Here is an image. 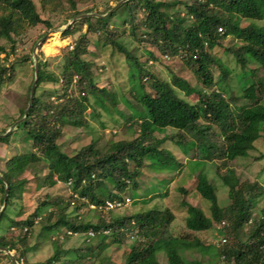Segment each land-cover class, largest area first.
Segmentation results:
<instances>
[{
    "label": "trees",
    "instance_id": "trees-1",
    "mask_svg": "<svg viewBox=\"0 0 264 264\" xmlns=\"http://www.w3.org/2000/svg\"><path fill=\"white\" fill-rule=\"evenodd\" d=\"M61 1L39 0V3L43 10H50L59 6ZM77 1L87 0H64L70 10L63 22L72 15L91 10H78ZM109 9L108 4L97 12L102 14ZM139 13L142 14L141 20L137 18ZM117 17L118 22L112 24ZM93 19L99 23V30ZM262 20L264 0H127L104 17L74 20L61 32L63 37H73L72 42L63 47L65 57L61 77L47 76L40 54L38 80L27 116L11 134L0 137V142H8L14 132L21 131L34 149L12 156L6 161L5 169L0 170L8 183L5 206L0 213V228L5 227V231L8 227L11 230L21 228L24 230L21 236L35 240L33 244L19 245L18 236H6L3 232L0 233V246L14 250L19 264H30L28 251L44 242L46 234H49L52 253L41 264H65V261L80 264L82 260L89 264H202L197 259H187L180 253L183 249H195L204 255L208 253L224 264H264V208L255 211L260 199H264V185L257 180H241L233 169H227L221 176L223 184L228 187L229 203L224 206L218 202L215 188L203 170L195 173L193 190L184 185L177 187L178 194L189 196L195 191L206 199L209 214L182 199L180 205L186 211L183 218L185 229L175 235L162 237L163 230L176 219L175 211L168 205L154 204L121 215H112V209H98L95 221L86 219V216H73L88 204L103 207L107 201L115 199L122 203L126 197L132 200L130 195L123 193L127 189L139 188V178L144 170L154 173L150 181L155 189L151 195L144 192L142 202H147V196L169 197V188L159 184L172 181L176 172L181 174L185 164L165 146L168 140L184 153L193 151V158L205 163L214 159L232 161L248 155L254 142L264 134V76L259 74L260 68L264 67V25L256 23ZM245 21L248 23H243ZM37 25H44L46 29L53 26L41 16L33 0H0V54L4 55L0 58V87L14 80L18 64L15 62L22 63L29 57V54H22L15 61L9 60L16 54L25 33ZM89 33H98L101 50L107 48L109 51L103 64L85 58L90 52ZM228 36L231 39L223 46L225 53L241 69L236 74V78L242 80L239 91H232L231 85L227 84L226 79L231 73L227 67L220 71L218 80H214L211 66L216 63V56L205 47V41L210 44V49L222 46ZM138 51L142 52L141 56ZM114 53L123 57L122 62L130 72L129 78L135 79L140 87L139 91L134 87L128 89L133 93L137 107L129 105L122 88L99 86L93 78V70L115 65L110 59ZM165 55L178 56L193 72L195 84L174 71L170 80L155 77L150 63L164 59ZM144 79L151 82L150 86L143 82ZM58 81L61 90H45L47 96L39 92L43 83ZM71 87L73 92L69 91ZM28 92L18 120L27 107ZM53 95L56 101L51 100ZM191 95L195 100L188 99ZM122 100L133 112L125 113L118 108ZM98 108L121 115L122 123L117 118L115 125L126 126L135 136L110 142L103 152L94 147L93 140L74 154L61 151L57 139L62 127L67 122L86 124L85 111L91 109L99 116ZM168 128L175 131L168 134ZM1 132L4 133L5 129ZM40 162L45 164L47 174L42 181L35 183L36 190L61 185L68 191L65 183L71 180V192L41 194L44 197L35 208L25 217L17 218L21 212L15 211L16 203L23 200L25 193L22 174L29 166ZM54 176L62 183L57 184ZM4 192L5 185L0 179V206ZM107 211L110 216L106 219L104 212ZM246 225L248 229L244 231ZM91 229L95 231L93 236L89 234ZM207 231L210 234L216 231L226 242L203 243L201 233ZM74 234L85 235L84 244L64 248L63 243ZM111 246L122 248V262L107 255ZM210 247L215 251H210ZM3 259L7 264H13L0 250V264Z\"/></svg>",
    "mask_w": 264,
    "mask_h": 264
},
{
    "label": "rangeland",
    "instance_id": "rangeland-1",
    "mask_svg": "<svg viewBox=\"0 0 264 264\" xmlns=\"http://www.w3.org/2000/svg\"><path fill=\"white\" fill-rule=\"evenodd\" d=\"M36 5V9L40 12L41 16L45 19H48L52 23V28L46 29L44 25H37L35 27L30 28L25 34V37L21 43L17 46V51L15 55H11L9 60L15 61V59L19 58V55L22 54H29V57L21 62H15L17 64L16 73L14 80L7 81L2 84L0 87V134L2 133L1 130L5 129V132L14 125L15 122L18 121L20 116V108L23 107L25 103L26 94L28 92L29 86H31L34 77V65H33V51L36 52V57L38 60V56L41 54L43 60L45 62L44 70L48 76H52L53 74L57 77L60 76V69L64 62V54L65 51L63 47L70 44L73 40L72 36L63 37L61 35V31L51 32L35 49V45L39 42L40 38H42L45 34L50 32L52 29L61 27L65 25L74 15L67 18L66 22H63V19L67 16L70 9L67 7V2L64 0L61 1L60 5L52 8L50 10H43L39 0H33ZM118 1V0H117ZM116 0H87V1H77L76 8L78 10H85L87 8H91L88 12H94L97 14V11H101L104 9L106 5H110V8L117 2ZM62 7V8H61ZM47 9L50 6L46 7ZM82 12V13H88ZM107 12V11H106ZM105 12V13H106ZM81 13V14H82ZM104 14V13H102ZM94 17V16H93ZM121 19L123 18V14H121ZM139 20L142 19V14L139 13L138 17ZM116 19V18H115ZM117 20H112L111 23H117ZM93 22L96 23L97 29H100L99 23L93 19ZM74 22V21H73ZM243 23H248L247 21ZM258 24L264 25V20L256 21ZM86 27H83V31ZM139 36V35H138ZM88 37L90 39L89 43V50L90 52L85 55V58H93L95 59L97 64H103L106 62L107 56H109V51L107 48L101 50V41L99 39L98 33H89ZM231 39L228 36L226 39L223 40L222 46H215L210 49V44L205 41V47L210 50L211 54L216 56V63L211 66V70L213 71L214 80H218V75L220 71L227 67L231 70V73L228 75L226 82L230 84L232 87V91H236L241 88L242 80L236 78V74L240 73V68L235 65L234 60L232 57L225 53L224 46L226 45L229 40ZM132 45V44H131ZM146 47L151 48L147 43L144 42ZM133 48V45L131 46ZM154 49V48H153ZM51 52V53H50ZM139 56L142 55L141 51L137 52ZM3 54H0V58H3ZM30 58V59H29ZM161 58V57H160ZM111 60L115 61L114 66L108 65V67L103 69H95L93 70V78L95 82L99 85H105L109 87H113L118 89L122 88V92H124L126 96V100L128 101L131 107H137V101L133 95V93L128 92L130 87L136 88V90H140L138 83H136L135 79H131L130 72L125 63H123V57L119 56L117 53L112 54ZM251 67H254V64H250ZM226 68V69H227ZM150 70L154 74L155 77L158 79H165L170 80L173 71L189 80L190 83L195 84L196 80L194 77L193 72L187 68L182 60L179 57H172L169 56L168 58L160 59V61H156L150 63ZM259 74L264 76V67L260 68ZM143 82L150 86L149 80H143ZM44 84V85H43ZM39 92L43 93L47 96V91L52 88H57L61 90L60 82L52 83L46 82L43 83ZM30 89V88H29ZM44 90V91H43ZM69 91L73 92L74 88L71 87ZM30 92V91H29ZM28 92V94H29ZM150 93L153 94V91L150 90ZM180 96H184L182 93H179ZM51 100L56 101V96L53 95L50 97ZM188 99L195 100V96L191 95ZM118 108L123 112H133V110H129L126 106L125 101H120L118 104ZM97 111L100 113L99 116H96L91 109H87L85 112L87 114V123L83 125L79 124H71L67 122V125L62 127L61 134L59 135L57 142L61 151L66 152L68 154H74L77 150L86 144H88L91 140L94 141V147L99 149L100 151H104L109 147L110 142L118 141V140H129L135 136V133L127 128L124 125H115L114 121L118 118L122 123L121 115L117 113L110 114L108 112L103 111L102 109L98 108ZM135 111V110H134ZM104 123V127L102 123ZM124 122V121H123ZM14 130V128H13ZM10 131L9 134L13 132ZM175 130L172 128L167 129V133L170 134ZM24 134L21 131L14 132L11 135V138L8 142H0V170L5 169L6 161L14 155L26 152V151H34L32 148L31 142L28 141L26 138H23ZM159 137H163L162 134L158 135ZM165 146L169 148L172 153L176 156V158L183 162L185 165L181 169V174L177 175L173 178L170 182H160L159 185L161 187L169 188L170 195L169 197H151L147 196V202L143 203L141 195L145 192V195H151L154 193L152 190L155 189L152 186V182L150 178L154 177V173L148 170L143 171V175L139 178L140 186L138 189H127L123 194L125 196L130 195L132 198V202L128 205H124L121 208L112 209L110 212L112 215H121V214H130L136 212L140 209H147L154 204H158L162 207L165 205L170 206L176 213V219L172 222V224L167 228L164 229L162 232V237H166L171 234H177L185 229L184 224V216L186 215V211L184 208L181 207L180 202L182 199L190 202L191 204L197 205L206 213L209 214V202L202 198L197 192L192 191L189 196L186 194H178L177 187L184 185L189 190H193L194 188V175L200 170H203L207 176L209 182L215 188V191L218 196V202L220 205L224 206L229 203L228 199V187L225 186L221 180V176L226 173L227 169H233L237 175L240 177L241 180H257L264 185V134L262 137L257 139L254 142V148L248 152L247 156L239 157L232 161H223L214 159L213 162L208 161L207 163L202 162L199 159H194V152H182L173 143V141L168 140L165 143ZM47 174L46 166L43 162L38 163L34 166H29L28 169L22 174V179H25V193L23 195V200H18L17 206L15 211L21 212V214L14 213V216L17 218L25 217L29 214L35 206L38 204L40 200L43 199V195L45 193L52 194H65L68 191L71 192V189L68 191L63 189L61 185H56L55 187H45L40 188L39 190L35 189V183L37 181H42ZM171 176V175H169ZM39 177V178H38ZM56 177V176H54ZM38 178V179H37ZM168 184V185H167ZM107 187L111 189V185L107 183ZM1 196V193H0ZM151 197V199H150ZM2 206V205H1ZM0 206V207H1ZM23 208H20V207ZM264 208V199H260L258 202V207L255 211L261 210ZM51 209V208H49ZM98 209H93L85 207L80 211L79 214H73V216L78 215L77 217L80 218L81 216H86V219L92 218V220H96V215ZM14 211V212H15ZM71 211V207L68 209V212ZM254 211V212H255ZM107 212L105 214V218L107 219L110 215ZM5 224L3 225V227ZM248 225L245 226L244 231L248 228ZM38 228V224L35 229ZM34 229V230H35ZM4 232V233H3ZM0 233L5 234L6 236H18V244L22 245L26 243L33 244L35 240L33 238L25 239L20 234L24 233V230L21 228H13L12 230L9 229L5 231L4 229L0 228ZM85 235L83 234H74L65 242L64 248H77L80 245L84 244ZM160 238V237H159ZM215 238V234L212 232L211 234L207 232L201 233V241L207 245L211 244L212 240ZM44 242L35 245V248H32L28 251L27 258L30 264H41L45 259H47L52 253V247L49 240V234L44 236ZM215 240V239H214ZM12 251V250H11ZM210 251L214 252L215 248L210 247ZM13 252V251H12ZM107 255H110L114 261L122 262L123 261V251L120 247L119 249L115 246H111L107 250ZM182 253L187 259H197L201 261L202 264H224V262L219 261V258L212 257L208 253L202 254V252L195 250V249H188L184 250ZM6 254V253H5ZM14 256L16 255L13 252ZM7 255V254H6ZM8 256V255H7ZM9 258V257H8ZM10 259V258H9ZM3 264H7V260H2ZM65 264H70L69 261H65ZM80 264H89L87 260H82Z\"/></svg>",
    "mask_w": 264,
    "mask_h": 264
},
{
    "label": "water",
    "instance_id": "water-1",
    "mask_svg": "<svg viewBox=\"0 0 264 264\" xmlns=\"http://www.w3.org/2000/svg\"><path fill=\"white\" fill-rule=\"evenodd\" d=\"M127 0H118L109 10H107L106 13L104 14H97L94 12H88V13H82V14H78V15H74L65 25L52 29L50 32H48L47 34H45L42 38H40L39 42H37V44L35 45V49L37 48V45H39L51 32H56V31H64L74 20L78 19V18H83V17H89V16H94V17H104L107 14L111 13L113 10H115L118 6H120L123 2H125ZM33 65H34V77H33V82L31 84L30 87V92H29V99H28V103H27V107L24 111V115L21 119H19L17 122L14 123V125H12L6 132L1 133L0 137H4L7 134L10 133L11 130H13V128H16V125L21 122L22 120H24L27 116L28 113V109L30 104L32 103L33 100V96H34V91H35V87H36V83L38 80V60L36 57V52L33 51ZM0 179L4 182L5 185V192L3 195V203L2 206L0 207V213L2 212L4 206H5V200H6V196H7V192H8V183L7 181L4 179V177L2 176V174L0 173ZM0 250L3 251L4 253H6L8 255V257L10 258L11 262L13 264H19L18 261L16 260V257L14 256L13 252L11 250H9L6 247H2L0 246Z\"/></svg>",
    "mask_w": 264,
    "mask_h": 264
},
{
    "label": "built area",
    "instance_id": "built-area-1",
    "mask_svg": "<svg viewBox=\"0 0 264 264\" xmlns=\"http://www.w3.org/2000/svg\"><path fill=\"white\" fill-rule=\"evenodd\" d=\"M165 57H168V55H165ZM55 179H57V178L55 177ZM70 184H71V180H68L66 182V185L69 186ZM129 202H130V199L128 197H126L125 198V203H122V202L118 201L117 199H115V200L107 201L106 204L103 207L98 206L96 204H90V208L102 209L103 211H105V210H109V209H112V208L121 207L124 204H128ZM104 233H109V230H104ZM89 234L91 236H93L95 234V231L91 229L89 231Z\"/></svg>",
    "mask_w": 264,
    "mask_h": 264
},
{
    "label": "clouds",
    "instance_id": "clouds-1",
    "mask_svg": "<svg viewBox=\"0 0 264 264\" xmlns=\"http://www.w3.org/2000/svg\"><path fill=\"white\" fill-rule=\"evenodd\" d=\"M165 57V56H164ZM169 57V56H168ZM168 57H165V58H168ZM57 178V177H56ZM54 179H55V177H54ZM58 179V178H57ZM55 179L58 183L57 184H61L62 182L58 179ZM67 182V181H66ZM71 185V184H70ZM70 185L68 186V185H66V183H65V186L66 187H68V189H69V187H70ZM129 198V197H128ZM130 199V198H129ZM132 202V200L130 199V202L128 203V204H130ZM88 206H89V208H90V204H88ZM116 208H120V207H116ZM94 209V208H93ZM112 209H115V208H112ZM109 210H111V209H109ZM214 234H215V240L213 239L211 242L212 243H214V244H222V243H225L226 242V239L224 238V237H222L221 235H219L216 231L214 232ZM211 243V244H212ZM13 252H14V250H12Z\"/></svg>",
    "mask_w": 264,
    "mask_h": 264
}]
</instances>
